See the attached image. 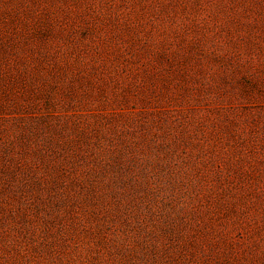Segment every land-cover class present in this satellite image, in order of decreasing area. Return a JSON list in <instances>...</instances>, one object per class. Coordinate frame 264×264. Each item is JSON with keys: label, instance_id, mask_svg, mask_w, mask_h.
Wrapping results in <instances>:
<instances>
[{"label": "rangeland", "instance_id": "obj_1", "mask_svg": "<svg viewBox=\"0 0 264 264\" xmlns=\"http://www.w3.org/2000/svg\"><path fill=\"white\" fill-rule=\"evenodd\" d=\"M0 264H264V0H0Z\"/></svg>", "mask_w": 264, "mask_h": 264}]
</instances>
